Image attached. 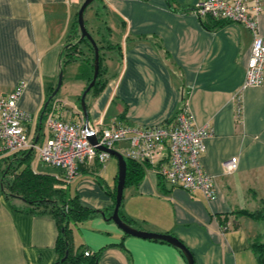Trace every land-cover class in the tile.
<instances>
[{
  "label": "crops",
  "instance_id": "crops-1",
  "mask_svg": "<svg viewBox=\"0 0 264 264\" xmlns=\"http://www.w3.org/2000/svg\"><path fill=\"white\" fill-rule=\"evenodd\" d=\"M198 1H94L109 32L97 30L102 44L113 45L104 53L119 66L112 73L106 70L105 84L87 94L90 122L152 126L171 121L186 94L195 122L208 124L212 131L202 161L215 176L216 198L173 186L156 165L130 159L141 174L126 182L120 214L140 229L178 237L195 264H258L250 245L264 238V220L238 213L264 205V82L244 86L253 33L240 22L214 26L211 17L193 10ZM83 2L0 0V95L27 81L19 105L32 115L28 128L38 141L43 137L41 143L49 136L46 115L40 121L42 109L50 86L58 82L66 40ZM259 28L264 35V9ZM79 77L78 106L63 100L60 90L56 95L65 104L67 120H85L80 96L87 78ZM127 144L121 141L116 149ZM22 153L0 156V168L16 163ZM31 157L27 161L33 170L45 172ZM232 157L238 158V168L228 172L224 162ZM55 168L48 173L62 177V170ZM118 170L116 157L103 165L96 160L83 163L69 193L108 216L115 206ZM71 227L74 249L98 254L94 263L85 259L79 264H189L173 243L126 233L101 212ZM59 234L51 214L27 211L21 199L7 197L0 186V264H54Z\"/></svg>",
  "mask_w": 264,
  "mask_h": 264
},
{
  "label": "built area",
  "instance_id": "built-area-1",
  "mask_svg": "<svg viewBox=\"0 0 264 264\" xmlns=\"http://www.w3.org/2000/svg\"><path fill=\"white\" fill-rule=\"evenodd\" d=\"M263 9V0H200L195 9L200 16L240 22L252 30L253 43L244 86L264 82V35L259 28ZM26 87L27 81L21 80L9 94L0 95V156L37 148L40 159L60 168L63 179L70 183L79 174L81 164L96 160L103 165L111 157L100 146L116 149L119 142L127 141L128 144L119 149L126 159L150 162L169 184L191 193L202 191L208 200L216 198L215 176L206 171L202 161L206 139L212 131L208 124L195 122L186 103L173 120L152 126H130L116 120L108 126L102 121L89 122L86 127L82 117L64 119L65 104L54 99L46 111L49 136L38 143L28 128L33 117L19 105ZM241 111L239 106V114ZM89 134L96 136V143L90 141ZM224 167L228 172L235 171L238 158L228 159ZM91 253V250L85 251L86 255Z\"/></svg>",
  "mask_w": 264,
  "mask_h": 264
},
{
  "label": "trees",
  "instance_id": "trees-1",
  "mask_svg": "<svg viewBox=\"0 0 264 264\" xmlns=\"http://www.w3.org/2000/svg\"><path fill=\"white\" fill-rule=\"evenodd\" d=\"M194 9H196V7H194L193 10ZM213 21L214 26H218L225 22L223 20L215 19H213ZM79 28L80 26L76 17L73 21L72 28L68 34L64 51L62 53L61 70L64 72V67L69 62L76 60H81V62L87 61L85 73L82 76L87 78L88 85L94 74L95 51L93 45L87 38L80 39L81 35L77 38H72L73 35H75L74 33L79 31ZM97 43L100 49V71L97 81L91 90H98L105 84V82H102L105 69L101 66V56L106 48L113 47L109 42L106 44H100L99 41H97ZM82 45L89 46L92 55L91 58L89 56H82ZM101 83L102 85H100ZM56 85L57 83L50 86L46 101L53 93ZM186 98L185 94L183 96V105L186 103ZM54 99H56V95L50 100L49 105ZM48 106L46 109H44V107L42 109L41 115L43 114V117L46 115ZM32 151L33 150L23 152L22 156L19 157L16 163L11 161V163L6 165L5 169L0 172V186L2 191H4L7 197L21 199L25 203V209L27 211L49 213L57 220L60 234L57 243L58 259L54 264H79L81 260L85 259L94 263L97 259V253L92 252L91 254L86 255L85 251L80 250V247L78 250L74 249L71 225L84 221L103 210L83 205L80 202L78 195H71L69 193V183H67L63 177H58L55 174L48 172H35L31 167L30 162L27 161ZM23 156L25 157L23 158ZM14 165L15 168L12 170V166ZM11 170L12 174H14V178L11 180L6 179L8 176L7 173ZM140 174L141 172L138 165L130 159H127L126 182L133 176L139 178ZM98 181H100V179H98ZM113 193L114 196H116V191ZM240 212L249 214L257 220H264V205L255 211H238V213ZM109 215H111V212H108V216ZM250 246L255 252L258 264H264V238L259 236L253 239Z\"/></svg>",
  "mask_w": 264,
  "mask_h": 264
},
{
  "label": "water",
  "instance_id": "water-1",
  "mask_svg": "<svg viewBox=\"0 0 264 264\" xmlns=\"http://www.w3.org/2000/svg\"><path fill=\"white\" fill-rule=\"evenodd\" d=\"M94 1L95 0H84V2L82 3V5L78 11V15H77L78 23H79L80 30H81L80 39L87 38L91 42V44L93 45L94 51H95L94 74H93L92 80L88 83V85L84 89V91L81 95V99H80V106H81L82 112L85 116V126L86 127H89V122H90V115L88 112L86 97H87V94L89 93V91L95 85L97 78H98V75H99V71H100V49H99V46H98V43H97L95 37L87 28L86 21H85V11ZM63 76H64V72L61 70L59 73L57 85H56L53 93L50 95L49 99L45 102L44 109L47 108L50 100L55 95H57V93L59 92V90L62 86ZM42 120H43V114L41 115L40 121L42 122ZM88 137L92 143L97 142V138L94 134H89ZM36 140H38V139L36 138ZM100 148L108 151L112 156L116 157L118 160V165H119L117 185H116L115 206H114L113 212L109 216L106 215L105 211H101L102 214L104 215V217L107 219H112L126 233L141 236V237H146V238L165 239V240L173 243L174 245L178 246L183 251V253L186 256L189 264H195L194 256H193L191 250L178 237H176L172 234H169V233H160V232H154V231H148V230L140 229V228L132 225L130 222L126 221L122 217V215L120 214V208L122 205L124 188L126 185L127 159L122 152H120L119 150H117L115 148H107L104 146H100Z\"/></svg>",
  "mask_w": 264,
  "mask_h": 264
},
{
  "label": "rangeland",
  "instance_id": "rangeland-1",
  "mask_svg": "<svg viewBox=\"0 0 264 264\" xmlns=\"http://www.w3.org/2000/svg\"><path fill=\"white\" fill-rule=\"evenodd\" d=\"M85 21H86L87 28L93 34L95 39L97 41H100V43H103L102 42L103 40H101L102 36L100 37L97 30L100 29L103 34H107L109 32L107 31V28L104 25V21H103L102 17L99 15V13L97 11L96 2L91 4L86 9ZM74 34L75 35H73L72 38H77L78 36H80L81 35L80 28H79V31L75 32ZM82 56L83 57L89 56L91 58V56H92L91 50H90L88 45H82ZM86 62L85 61L81 62V60H76V61H72V62L67 63L64 67V79H63V83H62L60 92L58 94L60 97H63L64 98L63 100H65L66 102L69 101L70 104L76 103L77 106L79 105L77 94L80 92L78 88H79V85L81 82L78 81V78H80L79 76L84 75L85 69H86ZM101 66L103 69H105V71L108 70L107 72L112 73L116 70V67H118L119 64H118L117 60L113 61V58L110 57V53L105 54L104 52H102ZM72 73H74L77 78L72 77L71 76ZM90 96H91L90 94L87 95V100L90 98ZM87 100H86V102H87ZM42 138L38 141V143L42 142ZM38 156H39L38 149L34 148L33 152H32L31 162L37 169L43 170L45 172L56 171L57 168L45 164L40 158H38ZM110 158L115 159V157H113V156H111ZM108 161H109V159H108ZM5 167H6V165H3V167L0 168V172L3 169H5ZM14 168H15V165L12 166V170ZM12 170L9 173H7L8 176L6 177V179L11 180L14 178V174H12ZM108 172H109V175L111 177L114 176V174L112 173V171L110 169ZM262 224L264 227V222Z\"/></svg>",
  "mask_w": 264,
  "mask_h": 264
}]
</instances>
